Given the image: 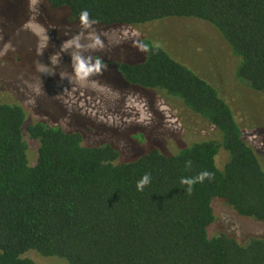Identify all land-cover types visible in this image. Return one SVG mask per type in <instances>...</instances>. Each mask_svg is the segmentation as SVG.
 Returning a JSON list of instances; mask_svg holds the SVG:
<instances>
[{
    "label": "trees",
    "instance_id": "trees-1",
    "mask_svg": "<svg viewBox=\"0 0 264 264\" xmlns=\"http://www.w3.org/2000/svg\"><path fill=\"white\" fill-rule=\"evenodd\" d=\"M71 22L144 25L167 18L208 22L240 58L237 76L264 94V0H48ZM88 13L86 19L82 18ZM133 86L180 99L222 135L175 154L153 147L120 163L111 146L83 145L58 126L29 128L39 142L34 166L24 138L26 113L0 98V264H37L26 255L68 264H264V238L241 245L209 237L220 199L238 215L264 223V167L220 92L162 48L146 45L139 63H117ZM221 148L229 162L219 169ZM191 161V167H185ZM212 173L192 186L184 177ZM151 174L143 191L137 181Z\"/></svg>",
    "mask_w": 264,
    "mask_h": 264
},
{
    "label": "rangeland",
    "instance_id": "rangeland-1",
    "mask_svg": "<svg viewBox=\"0 0 264 264\" xmlns=\"http://www.w3.org/2000/svg\"><path fill=\"white\" fill-rule=\"evenodd\" d=\"M69 17L67 7L54 9L48 0H0V98L26 113L31 166L39 142L29 128L37 124L79 133L87 147L111 145L119 151L120 163L153 147L175 154L195 142L221 141V133L180 99L125 81L116 64L143 61L151 43L220 92L264 167V94L239 79L240 58L214 26L178 17L103 26ZM77 58L92 69L84 78L77 74ZM229 159L221 148L218 168ZM212 206L216 221L208 228L209 237L226 234L241 245L264 238V223L238 215L220 199ZM26 256L37 264H68L36 252Z\"/></svg>",
    "mask_w": 264,
    "mask_h": 264
},
{
    "label": "clouds",
    "instance_id": "clouds-1",
    "mask_svg": "<svg viewBox=\"0 0 264 264\" xmlns=\"http://www.w3.org/2000/svg\"><path fill=\"white\" fill-rule=\"evenodd\" d=\"M88 16L87 12H84L82 14V18L86 19ZM99 41H97L98 43ZM78 63H77V74L81 77L84 78L86 77L92 69L89 67H86L85 63L82 60H79L77 58ZM185 167H191V161H187L185 164ZM212 178V173L208 171H203L199 173L196 177H184L181 179V184L186 185L187 189L186 191L190 194L192 191V186L196 183H202L205 179H211ZM151 182V174L150 173H145L138 181L136 184V188L138 191H143L145 186L150 184Z\"/></svg>",
    "mask_w": 264,
    "mask_h": 264
}]
</instances>
